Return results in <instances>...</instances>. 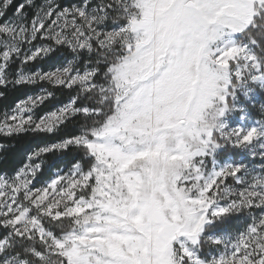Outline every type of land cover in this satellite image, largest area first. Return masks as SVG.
Here are the masks:
<instances>
[{
    "label": "snow or ice",
    "instance_id": "6c2138e0",
    "mask_svg": "<svg viewBox=\"0 0 264 264\" xmlns=\"http://www.w3.org/2000/svg\"><path fill=\"white\" fill-rule=\"evenodd\" d=\"M136 65L194 105L99 98ZM0 101L3 140L54 137L0 142V264H264V0H0Z\"/></svg>",
    "mask_w": 264,
    "mask_h": 264
},
{
    "label": "rangeland",
    "instance_id": "374dc122",
    "mask_svg": "<svg viewBox=\"0 0 264 264\" xmlns=\"http://www.w3.org/2000/svg\"><path fill=\"white\" fill-rule=\"evenodd\" d=\"M37 2L39 3L40 0H37ZM43 66L45 67V70H47V66L46 65ZM147 72H148V68L142 65L132 66L127 69L126 71L127 79L121 81V83H123L125 87L128 89L127 94L125 93V91H123L120 88H113L111 81L109 82V86H108L109 88H113L111 91L113 93V97L116 96L124 97V99L121 100V105L127 104L129 102L137 103V101L133 100V96H135L138 92H140V96H139L140 107L137 109V111H139V119L141 121L155 124L157 119L164 112V110L173 104L179 103L189 108L194 105V100L191 91H184V92L174 91L168 93L167 95L159 94L155 87V77H153L152 80L145 81V83L152 85L151 90L141 92L143 85L140 83V79L146 76ZM194 84L195 81L193 80V85ZM35 86H39V88L32 94L38 93L40 88L45 87V85H35ZM59 104L61 103L58 102L55 105H52L48 110L58 106ZM256 108L257 111L254 112L253 118L259 119L260 118L258 112L259 103L256 104ZM38 112L37 114L39 115ZM57 170L58 169L54 170L53 172ZM229 226L234 230L239 229L242 227V222L239 220H233Z\"/></svg>",
    "mask_w": 264,
    "mask_h": 264
},
{
    "label": "trees",
    "instance_id": "16d2710c",
    "mask_svg": "<svg viewBox=\"0 0 264 264\" xmlns=\"http://www.w3.org/2000/svg\"><path fill=\"white\" fill-rule=\"evenodd\" d=\"M109 86V85H108ZM39 86H23L21 89H19L16 93L13 95L19 98H23L26 95L32 94L35 92ZM113 88L108 87V91L106 93H100L99 98L103 99L105 96L108 98L113 97V93L111 92ZM69 93L64 92L63 95H61L59 90H56V97L53 98L49 101H47L40 109H39V114L47 111L52 105H55L56 103H62L64 100L67 99ZM4 102L0 101V105H2ZM9 104L11 103V99L8 102ZM54 139V137H31V136H26L20 139V141H7L3 140L2 137H0V142H3L5 144H15L16 146L11 150L10 156H9V161L7 166L12 167V166H19L20 163L23 162L25 155L27 154L28 151H30L32 148L37 147L40 143L45 142L47 140ZM47 159L52 160L54 162V167L52 168V171L56 169H67V157H52L49 156ZM231 223V222H230Z\"/></svg>",
    "mask_w": 264,
    "mask_h": 264
}]
</instances>
